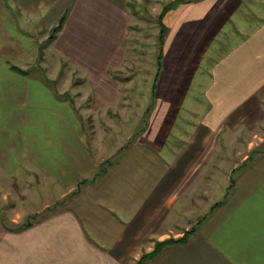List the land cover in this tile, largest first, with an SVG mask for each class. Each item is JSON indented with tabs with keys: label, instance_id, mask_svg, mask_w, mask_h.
<instances>
[{
	"label": "crops",
	"instance_id": "0c3cea01",
	"mask_svg": "<svg viewBox=\"0 0 264 264\" xmlns=\"http://www.w3.org/2000/svg\"><path fill=\"white\" fill-rule=\"evenodd\" d=\"M126 1L0 0V75L13 73L10 61L56 47L82 77L61 87L56 110L39 104L53 96L46 83L0 80V90L15 86L5 98L22 106L18 113L33 115L24 123L38 130L57 123L39 133L43 147L35 139L27 149L29 170L45 181L13 185L0 264H264V0H185L170 8L160 65L149 75L141 61L151 81L147 105L142 84L119 77ZM30 89L47 114L22 102L20 91ZM132 89L141 101L130 127ZM10 143L0 139V160L7 155L15 165L22 149ZM228 154L237 158L217 157ZM228 161L238 176L216 181ZM190 230L185 241L143 258L158 241Z\"/></svg>",
	"mask_w": 264,
	"mask_h": 264
},
{
	"label": "rangeland",
	"instance_id": "374dc122",
	"mask_svg": "<svg viewBox=\"0 0 264 264\" xmlns=\"http://www.w3.org/2000/svg\"><path fill=\"white\" fill-rule=\"evenodd\" d=\"M170 2L171 1L169 0H127L125 2L126 9L129 11L128 14H126V17L128 18V25L126 26V29H124L123 39L120 41L118 40L117 43V50L119 52H122V54H118L117 62L118 58L121 55H124V58H122L120 63L118 64V66L123 67V72L120 71L122 74H119V77L122 80H134L142 84V99L144 102L146 101V105L149 102L148 94L150 93H148V90L149 87H151V81H146L149 80V77H146L147 75H144L143 78L141 70L142 66L146 65H143L141 61L144 60L148 62V67H145V72H148L149 75H152L153 73L151 72H153L155 68L154 66H157V56L160 52L158 43L159 33L162 27L160 25V21L162 22V19L160 18V13L162 11L160 10H162V6L165 7ZM58 22L59 20L57 21V23ZM125 22L127 24V21ZM57 23L53 25L50 30L49 38L46 41L47 44L50 40H55L52 39V29L57 25ZM8 64H10V69L13 70V73L6 72L5 74L0 75V80H4L5 82H8L12 85H17L19 83L15 82L20 81L26 87H29L30 84L39 81L46 83L48 88L47 93H52L53 96L49 97L48 100L42 98L39 101V104L46 105L47 108L52 107V110L53 108H59V101L61 100V87H63V85L69 83L70 81L77 82L80 81V79L82 78L77 74V64L75 62L70 61L66 62L65 57L58 51L56 47L53 48L52 53H47L45 57L40 56L35 59H15V61H10V63ZM12 66H16L18 71L12 68ZM71 71H73V74H71ZM10 84H7L5 86L6 90H0V93L4 91L6 93V95L4 94L0 96V139L4 140V145H8L7 141H10V144H12V142L15 140V143L19 145L22 150L21 153H19V158H21L20 163L14 165L12 162L9 161L10 159H8L7 155H5L7 159L6 162H4L3 159L0 160V169L2 168L0 175V227L3 225H12V214L14 205L13 185L17 184V181H45V175H43L44 173L39 172V175L36 176L32 173V171L29 170V164L32 163L30 159L34 157V154H30L27 149L29 146L34 145L37 142L35 141V139H40L42 142L41 145L43 147L44 137L40 136L39 133L42 134L44 130H47L48 124L50 125L49 129L51 130H55L57 125L56 122L47 123V121H45V129L43 125H41L40 129L38 130V123H24L23 120H25L29 116L30 119H33V115L27 114V112H22L21 114H19L18 111H20L22 106L20 104L17 105V103L13 105L12 100L5 98L10 96L9 98L11 99V92H13L12 88H15V86H11ZM35 92H38V90L30 89L27 91H20V96L22 95L20 99L23 103H29V106H27V108H31L34 110L42 109L41 112L47 114V111H45L44 109L45 107L36 105V102L34 100L35 98L31 95ZM128 93H130V96L132 95V100L134 101L133 111L131 112L132 121L127 122V125L131 127L132 125H136V123L134 122L135 120L133 121V117L136 120L138 119L137 114L140 112L141 100L139 95L140 92H137L136 89H132ZM134 93L137 94L136 97ZM126 109L129 112L131 111V107H126ZM90 122L91 121L85 124L87 126L86 130L88 129L87 132L92 130ZM119 123L122 124V122ZM137 124V129H139L143 125V123L140 122ZM20 125L21 128H19ZM13 126H17L15 130H13ZM126 127L121 128L125 129ZM117 131L119 130L115 129V132ZM12 134L14 136L19 137L9 138ZM174 140L175 139H172V141ZM219 156H227V158L231 160L237 158L236 155L231 154L217 155V157ZM13 158H17V155H15ZM229 164L230 162L228 161L227 164H224L222 166L220 165L219 169L216 170V172L218 173V177H214L216 181H226V176H228L229 178H233L234 180L236 179L240 170L236 169L232 173L227 168ZM108 166V164L103 165L102 169H107ZM210 170H212L211 164L210 166H208V168L205 169V173L202 174L201 178H205L206 174H209ZM24 184L25 182H22L19 187L16 186L15 188H17V190L20 189V191H22L24 189ZM25 190H28V188H25ZM175 210L180 211L182 210V208L180 206H177ZM180 215L182 216L181 220L186 219L182 213ZM142 260L139 261L137 264H143Z\"/></svg>",
	"mask_w": 264,
	"mask_h": 264
},
{
	"label": "trees",
	"instance_id": "16d2710c",
	"mask_svg": "<svg viewBox=\"0 0 264 264\" xmlns=\"http://www.w3.org/2000/svg\"><path fill=\"white\" fill-rule=\"evenodd\" d=\"M185 1V0H173L171 1L169 4H167V6L164 7L163 11L160 13V18H163V15L166 13V11L174 6H176L177 4H179L180 2ZM65 16H61L59 19V22L57 23V25L52 29V39H55L57 34L59 33V31L62 28L63 22H64ZM160 25L162 26L160 29V33H159V38H158V43H159V55H158V62L159 65L161 63V58H162V51H163V44H164V39H165V34L167 32V27L165 26V24L163 23V21H160ZM56 34V35H55ZM12 68H14L15 70H17L16 66H12ZM18 71V70H17ZM28 225V222L25 224ZM193 230L188 231L184 236L180 237V238H169L166 239L164 241H158L156 244V248L154 249L153 252L146 254L143 256V258H145L146 256H152L157 254L162 248L163 246L170 244V243H174V242H182L185 241L187 239V237L189 236V234H191Z\"/></svg>",
	"mask_w": 264,
	"mask_h": 264
}]
</instances>
